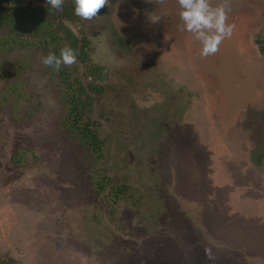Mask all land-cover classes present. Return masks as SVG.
<instances>
[{"label": "rangeland", "instance_id": "rangeland-1", "mask_svg": "<svg viewBox=\"0 0 264 264\" xmlns=\"http://www.w3.org/2000/svg\"><path fill=\"white\" fill-rule=\"evenodd\" d=\"M4 5L78 46L64 83L34 29L7 46L0 30V264H264V0H231L207 57L176 0H110L92 20L73 0ZM79 82L95 157L66 126Z\"/></svg>", "mask_w": 264, "mask_h": 264}, {"label": "clouds", "instance_id": "clouds-1", "mask_svg": "<svg viewBox=\"0 0 264 264\" xmlns=\"http://www.w3.org/2000/svg\"><path fill=\"white\" fill-rule=\"evenodd\" d=\"M156 4H163L164 0H152ZM178 15L182 22L180 31L191 33L193 38L201 45L200 55L207 57L215 55L225 38H230L235 29V24L227 23L228 10L231 0H219L215 5L213 0H176ZM64 0H46L49 8L62 10ZM110 0H73L74 14L82 20H92ZM162 17H157L158 21ZM41 64L46 68L59 71L62 67H72L77 63L76 51L70 46H64L59 50V55L49 51L47 55H41ZM43 82H41L42 87ZM209 260H213L210 250H205Z\"/></svg>", "mask_w": 264, "mask_h": 264}, {"label": "trees", "instance_id": "trees-1", "mask_svg": "<svg viewBox=\"0 0 264 264\" xmlns=\"http://www.w3.org/2000/svg\"><path fill=\"white\" fill-rule=\"evenodd\" d=\"M46 2V0H43ZM4 2L6 3H14L17 2V0H0V30H7V36L6 38H3L1 40L2 43H4L5 46L10 45V39L14 40V42H19L18 37L20 35H23L26 29L28 27L20 25V16L16 13V8L14 6L10 7L7 5H4ZM34 28H29L31 31L36 32L35 35L41 36L43 38V43L45 46L46 53L49 51L55 52L57 55H59V50L61 49L58 34L55 32V30L50 28L49 24H46L45 26H42L38 21H32ZM28 29V30H29ZM43 30V32H41ZM66 35L65 37L67 40L71 43L72 48H76L78 46V38L75 36L70 35V30H68L67 27H65ZM49 34V36H48ZM50 38V39H49ZM47 46V47H46ZM58 52V53H57ZM62 67L58 73L52 74L55 77H61L60 80L64 81V83L71 82L72 73L70 71L65 70ZM90 73L92 76H94L96 79L103 78L104 73V67L99 65L91 66ZM60 82V81H59ZM66 101L68 104V114L65 117L66 126L69 132L72 133H79L81 135V139L83 142L88 144L91 148V151L95 154H98L100 149V141L97 138V136L90 131L89 129V123L87 120H83L82 114H80L81 108V102L83 103V100L85 102V105H87V102L89 105H92V97L88 92L86 91V87L82 82H79L78 86L76 87V90L74 92L70 91L69 89L65 93ZM19 152V151H18ZM14 161L17 165L21 166L22 164L25 165L24 161V154L20 153L14 157ZM95 164V163H94ZM89 174L93 178V180L97 181L99 177V172L96 169V166L93 167V170L89 171ZM102 178L100 180L97 187L95 186V192L97 194H100L102 192L103 184H102Z\"/></svg>", "mask_w": 264, "mask_h": 264}]
</instances>
